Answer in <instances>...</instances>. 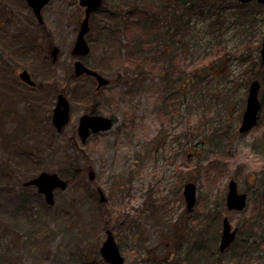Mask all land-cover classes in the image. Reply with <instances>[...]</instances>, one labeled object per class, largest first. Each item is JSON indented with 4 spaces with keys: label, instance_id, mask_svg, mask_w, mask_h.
Masks as SVG:
<instances>
[{
    "label": "rangeland",
    "instance_id": "374dc122",
    "mask_svg": "<svg viewBox=\"0 0 264 264\" xmlns=\"http://www.w3.org/2000/svg\"><path fill=\"white\" fill-rule=\"evenodd\" d=\"M169 1L104 0L91 17L99 32L86 36L91 52L80 58L72 53L82 17L78 0H50L42 21L26 0H0V264H109L100 252L107 228L125 264H210L219 255L221 264H264V112L239 132L255 79H249L251 69L261 55L264 4L216 0V7L191 11ZM163 5L188 20L185 46L152 36L140 45L122 24L119 39L104 43L100 28L113 26L107 14ZM33 47H40L34 58ZM161 48L167 54L162 60ZM96 56L108 58L112 70L101 71ZM77 59L110 83L97 89L95 78L76 77ZM134 59L143 70L117 69ZM24 68L36 86L20 79ZM54 83L66 88L70 103V120L60 132L52 122L57 94L44 87ZM92 109L114 124L83 143L79 119ZM42 172L68 182L54 190L53 204L37 186L25 185ZM231 179L248 194L242 211L227 210ZM188 181L197 184L192 211L183 195ZM100 203L110 211L103 229ZM224 216L238 234L220 252L221 230L216 244L214 237Z\"/></svg>",
    "mask_w": 264,
    "mask_h": 264
},
{
    "label": "water",
    "instance_id": "95a60500",
    "mask_svg": "<svg viewBox=\"0 0 264 264\" xmlns=\"http://www.w3.org/2000/svg\"><path fill=\"white\" fill-rule=\"evenodd\" d=\"M50 0H27L28 5L32 8L38 20L42 21V9ZM242 3L250 1H258L264 4V0H239ZM103 0H79V5L84 9L83 18L81 21L80 29L78 31L72 53L80 57H85L90 53V46L86 39L87 33L90 31V17L91 14L96 12L102 5ZM58 47L51 48L53 61L57 60ZM261 58L264 61V37L261 47ZM75 75L80 77L82 75H92L97 77V88L109 83V80L99 72L88 67L82 60L78 59L75 62ZM22 81L31 86H35L36 82L31 77L27 69L19 73ZM261 83L259 79L251 81L248 90L246 108L244 110L242 121L240 125V132L249 131L254 127L258 121L259 113L262 108V103L259 98ZM53 124L57 131H62L63 127L70 120V103L64 93H59L57 96L56 105L53 110ZM113 127L112 118L105 117L99 114H83L79 119L78 133L83 142L92 133L108 131ZM90 178L93 179V174L90 173ZM68 182L62 179L56 173L42 172L36 178L31 179L25 183L26 186L36 185L40 193L45 195L46 201L50 204L54 203V190L56 188L64 189L67 187ZM184 196L186 201L187 210H192L196 204L197 185L194 181L187 182L184 187ZM101 201H105L103 195ZM248 195L245 192H239L237 182L232 179L228 183V192L226 196V204L229 210L241 211L246 208ZM237 236V229L233 228L227 216L222 221V234L219 243V249L224 252L235 241ZM101 255L110 264H125L123 255L120 248L115 241L111 229L106 230V238L102 242Z\"/></svg>",
    "mask_w": 264,
    "mask_h": 264
},
{
    "label": "trees",
    "instance_id": "16d2710c",
    "mask_svg": "<svg viewBox=\"0 0 264 264\" xmlns=\"http://www.w3.org/2000/svg\"><path fill=\"white\" fill-rule=\"evenodd\" d=\"M167 2L171 3V1L169 0H167ZM175 2H177V4L181 5L183 8H186V6H190L187 10L190 9L191 11H196L199 8L202 9L204 4H206L208 8H211V7L213 8L218 5L217 3H215L216 0H182V1H175ZM212 15H213V12H212ZM107 16H109V19L111 16V20L113 21V24H112L113 26L110 27L109 29L105 28L104 26L100 28V32L104 31L105 33L104 35L105 40H103L104 43L107 41H115L119 39L117 35H118V28L120 27L121 24H122L121 26H122L123 32L126 31L130 41L132 40L136 41V39L137 40L139 39L140 45H144L146 43V40H148V36H152L158 40H161L162 37H167L168 45H171V43H173L172 45H174L175 43V44H181L182 46H185L183 38L185 37V34H187L188 29L190 30L188 20L183 15H180L179 13L175 12L173 7H168L167 5H163V7L155 11L151 10V8L140 10L137 7H133L132 9H128V10L120 9L118 11H114V13L107 14L106 17ZM219 21H220L219 18H217L215 23H218ZM95 22H96L95 20L91 19V30L89 32L90 34H88L89 36L92 35L93 32H95V34H96V31L99 32L98 29L95 30L96 27H98ZM77 23L80 24V21ZM176 30H177V33H176ZM42 31H43L42 33L44 36H47V37L49 36V32L47 31V29L44 28V26H42ZM90 40L92 42V39ZM92 44L94 45L93 42ZM33 48L34 50L32 48L30 50H32V53H33L32 57L34 58L37 55L35 51L40 50V47L38 49H36L37 47H33ZM157 51H158L157 56H160L161 60L163 59V57L167 55L165 53L166 52L165 49L163 48ZM131 52H133V50ZM245 57L246 58H243V60L250 58L248 56H245ZM258 58H259L258 64H257L258 67L257 68L254 67V69H251V75L249 76V79L251 80L252 78H259L264 81V61L262 60L261 55H259ZM95 61H96L97 67L103 72H108L112 70V67H114L110 65L108 58L105 59L103 58V56H101L100 59L98 58V56H96ZM129 63H131V65L133 66L135 70L134 69L130 70L128 66ZM119 68L125 70L126 72L136 71V69L143 70V64H141V60H138V59H134L131 61L122 60V62L117 65V69ZM162 70L169 71L168 68H164V67H162ZM51 73H54V69L51 71ZM72 78H73V75L71 76V79ZM44 87L47 88L49 91H52V94H58L59 92H64V94L67 93L66 88L61 89V86H58L55 83L44 85ZM175 100L176 98H173L172 101L174 102ZM263 109H264V95L262 96L261 112H264ZM88 112L91 114L96 113L94 109L88 110ZM191 133H194V132H191L190 127L184 133L188 142L190 140ZM218 168L220 170L224 169L223 166H218ZM87 171L88 170L86 169L85 173ZM83 172L84 170L82 169L81 174H83ZM101 204L102 203H100V205ZM107 205L108 203H103L102 206H100V211L98 215V227H100L99 229H103L109 226L108 224L110 222V211ZM216 217L220 219L221 214L217 215ZM217 230L219 231L216 233L214 237L215 244L220 234V230L222 231V227H220L219 224L217 226ZM221 262H222L221 255H219L218 257L214 258L210 264H221Z\"/></svg>",
    "mask_w": 264,
    "mask_h": 264
},
{
    "label": "flooded vegetation",
    "instance_id": "af4514ba",
    "mask_svg": "<svg viewBox=\"0 0 264 264\" xmlns=\"http://www.w3.org/2000/svg\"><path fill=\"white\" fill-rule=\"evenodd\" d=\"M80 7V6H79ZM80 9L82 10V17H81V20H80V25H81V21H82V18H83V12H84V9L82 8V7H80ZM80 25H79V29H80ZM90 30H91V21H90ZM90 32V31H89ZM89 32L87 33V34H89ZM75 56H78V55H75ZM24 69H26V68H24ZM23 69V70H24ZM28 70V69H27ZM29 71V70H28ZM30 72V71H29ZM83 76H89V75H83ZM93 78H95V80H97V77H95V76H92ZM98 81V80H97ZM96 81V82H97ZM87 113H89V112H87ZM89 114H91V113H89ZM94 114H97V113H94ZM81 141H82V139H81ZM93 174V173H92ZM93 178H94V176H93ZM67 186H68V184H67ZM100 193V195L102 196L103 195V193L102 192H99ZM100 201H101V198H100ZM196 201H197V195H196ZM104 202V201H103ZM106 202V201H105ZM195 206V205H194ZM194 208V207H193ZM192 208V209H193ZM188 211H192V210H188Z\"/></svg>",
    "mask_w": 264,
    "mask_h": 264
}]
</instances>
